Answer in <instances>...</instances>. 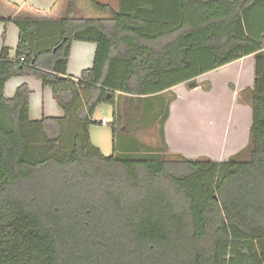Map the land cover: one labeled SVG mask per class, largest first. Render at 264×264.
<instances>
[{
    "label": "trees",
    "instance_id": "obj_1",
    "mask_svg": "<svg viewBox=\"0 0 264 264\" xmlns=\"http://www.w3.org/2000/svg\"><path fill=\"white\" fill-rule=\"evenodd\" d=\"M87 1L56 0L44 14L0 0V23L19 31L14 58L0 54V264H264V0ZM74 42L97 46L77 79ZM249 56V144L228 161L169 154L174 95L162 148L144 145L136 121L137 133L124 127L131 158L92 143L99 106L119 120L122 96L148 124L163 110L145 101ZM26 76L52 90L63 118L31 121L28 85L5 97Z\"/></svg>",
    "mask_w": 264,
    "mask_h": 264
},
{
    "label": "crops",
    "instance_id": "obj_2",
    "mask_svg": "<svg viewBox=\"0 0 264 264\" xmlns=\"http://www.w3.org/2000/svg\"><path fill=\"white\" fill-rule=\"evenodd\" d=\"M5 1L20 7L25 6L26 10L31 11L34 9L44 14L50 13L56 4V0H5ZM117 1H118V5L117 7L114 8L115 10H118L119 7V0ZM18 40H19V31L14 24L0 23V54L3 48L7 47L10 50V57L14 58L18 46ZM96 50H97V46L95 44L74 42L72 45L70 61L68 66V76L70 78L77 79L81 77L82 73L85 70L93 68ZM254 81H255V56H249L240 61L234 62L228 66H225L221 69L210 72L198 78L196 80L198 87L195 89H190L188 86L187 90L189 92L187 93V95H194L200 93L202 96H204V98H206V101L204 100H197V102L191 101V99L193 98L181 101L182 95L186 97V91H185L186 84L177 86L176 88L172 89L170 92L175 96V100L172 101L171 104L169 105L170 115L167 122L165 123V139L169 147L170 153L179 154L188 159L206 157V155L197 156L194 158L188 157L174 143L175 138L180 137L183 134L182 127H178V126L184 122H187L189 119L186 118L187 117L189 118V116L201 117L200 119H195V122L199 124H206L207 122L209 124L210 118L213 120L210 121V123L213 124V127L210 130V134H209V138H210L209 140L212 142L210 146H214L213 141H215V139L220 140L223 138L224 140L223 142H225L226 141L225 135L227 131V127L225 126H227V124H233L234 122L236 125V123H239L241 116L243 117L245 113L246 114L249 113L251 109L248 104L245 105L239 103V106H237V101L238 99L240 101V94L244 90L253 88ZM219 84L221 85L222 88V90H220L222 93L219 92V94H222V96H219V98H221L220 101L222 100V98L223 99L228 98L227 95L230 94L232 95L231 98L233 99V101H235V104L234 102H231L229 104L230 109L228 111L229 114L227 116H225V109H228L227 108L228 104L224 105L222 101L219 104H215L214 100H211L213 98V95L216 94L215 87L216 85ZM22 85H28L31 91V95H30L31 121H41L43 118L64 117V111L54 101L52 90L50 88H44L42 86V83L35 77L26 76V77H16L11 79L6 84L5 97L7 99H12L15 96L18 88ZM207 99L210 100L208 101ZM226 120L227 123H225ZM218 121L219 122L223 121L222 123L224 124L215 127V124ZM246 128L247 130H249V128H251V125L250 126L247 125ZM123 130L126 131L125 128H123ZM144 132L145 131L143 129L140 131L139 134L143 136L145 135ZM218 133L220 135H218ZM249 138H250V134H249ZM217 146H219V144H217ZM222 149H228V146L226 145L224 146L223 144ZM207 158L210 159L209 157Z\"/></svg>",
    "mask_w": 264,
    "mask_h": 264
},
{
    "label": "rangeland",
    "instance_id": "obj_3",
    "mask_svg": "<svg viewBox=\"0 0 264 264\" xmlns=\"http://www.w3.org/2000/svg\"><path fill=\"white\" fill-rule=\"evenodd\" d=\"M83 1H84V4L88 2L87 0H83ZM100 2L105 3V4L106 3L111 4L113 8L117 7L118 5L117 0H100ZM87 15L95 16V14H93L90 10H88ZM187 89H188V85L185 86L186 97L182 95L181 101L190 99V98H193L191 99V101H195V102H197V100L206 101V98H204V96H202L200 93L194 94V95H187V93L189 92ZM220 90H222L221 85L220 84L216 85L215 87L216 94L213 95L212 99L210 97V99L214 100L215 104H219L221 101L224 105L228 104L227 105L228 109H225V116H227L229 114L228 111L230 109L229 104L231 102H234L235 104V101H233V99L231 98L232 97L231 94L227 95L228 98H224V99L222 98V100L220 101L221 98H219V96H222V94H219V92H221ZM172 96L173 94L170 92V93L162 94L160 96L161 98H163L161 102H159L158 98H152V99L145 101V104H150V101L153 102L152 105H154L155 108H158V103H159V108L162 106V110H163L161 113H160L161 110H157V113L156 112L153 113V115L154 116L156 115V117L148 116V115L145 117V119H149V123H148L149 125L143 122L144 115L140 116L139 118L134 117V112L132 109V106H134L132 105L134 101H127L126 104L123 105L125 98L122 96L119 97L118 99L119 102L117 106V110L119 111V116L121 117V119L119 118V120L114 117V109L111 105L103 104L99 106L93 117L94 123L92 124L89 130L94 146L99 148L101 152L103 153V155L106 157H110L114 154L115 157L119 159H126L128 156L125 157L121 155L122 154L132 155V154L137 153L136 152L137 149L134 147L136 143L132 144L135 137L133 140L132 139L130 140L129 136L127 137L126 133L123 130L126 124L127 130H128V133H130V136L134 132L137 133L136 130L139 127L134 126L133 128V123H132L133 121L134 122L136 121V122H141V124L143 125L140 129L141 130L144 129L145 131L144 132L145 135L141 137V141L144 143V145L145 146L147 145L149 147L153 146L155 148L159 146L162 148L161 143H160V139H161L160 135H161V126L164 124V110L166 109V106L169 104L168 101L170 98H172ZM210 99H207V100L209 101ZM239 103L245 104L239 101L238 99L237 106H239ZM174 110H175V107H174ZM103 117H105L108 120L109 125L102 126L101 124H98V122ZM251 117H252V110L250 109L249 113L247 114L245 113L243 117L241 116L239 123H236V125H235V122L233 124H227V126H225L227 127V131L225 135L226 141L223 142L224 141L223 138L220 140L215 139V141H213L214 146H210L212 142L209 140L210 139L209 134H210V130L213 127V124L210 123L212 119L210 118L209 124L208 122L206 124H199L195 122V119H200L201 117L189 116V118L188 117L186 118V119H189L187 122H184L178 126V127H182L183 134L180 137H176L174 140V143L188 157L194 158L197 156L206 155V157L204 158L208 159L207 157H209L210 159L216 162L228 161L230 158L240 153L248 146L250 128L249 130H247L246 126L251 125V121H252ZM115 119H117L116 137L113 135V129H114L113 124L115 122ZM222 122L223 121H220V122L218 121L215 124V127H217L218 125L221 126L222 124H224ZM225 123H227V120ZM218 135L220 134L218 133ZM222 143L224 144V146L225 145L228 146L229 150L222 149V145H223ZM217 144H219V146H217ZM163 152H166V150L164 149L158 150V153L160 155H163L162 154ZM169 154H172V153H170L169 151ZM128 158H131V157H128ZM198 159H203V157L201 158L198 157L196 159H190V160L194 161Z\"/></svg>",
    "mask_w": 264,
    "mask_h": 264
},
{
    "label": "built area",
    "instance_id": "obj_4",
    "mask_svg": "<svg viewBox=\"0 0 264 264\" xmlns=\"http://www.w3.org/2000/svg\"><path fill=\"white\" fill-rule=\"evenodd\" d=\"M99 124H101L102 126H107L109 125L108 120L104 117L99 121Z\"/></svg>",
    "mask_w": 264,
    "mask_h": 264
},
{
    "label": "water",
    "instance_id": "obj_5",
    "mask_svg": "<svg viewBox=\"0 0 264 264\" xmlns=\"http://www.w3.org/2000/svg\"><path fill=\"white\" fill-rule=\"evenodd\" d=\"M190 89H195L198 87L197 83L196 82H193L191 84L188 85Z\"/></svg>",
    "mask_w": 264,
    "mask_h": 264
}]
</instances>
